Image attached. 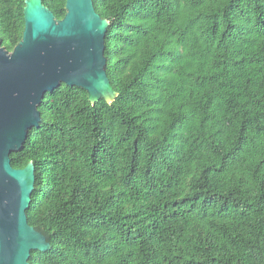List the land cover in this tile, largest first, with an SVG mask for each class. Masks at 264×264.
Listing matches in <instances>:
<instances>
[{
	"label": "trees",
	"instance_id": "1",
	"mask_svg": "<svg viewBox=\"0 0 264 264\" xmlns=\"http://www.w3.org/2000/svg\"><path fill=\"white\" fill-rule=\"evenodd\" d=\"M67 0H43L57 19ZM25 0H0V41ZM117 97L46 92L15 168L35 166L31 264H264V0H94Z\"/></svg>",
	"mask_w": 264,
	"mask_h": 264
},
{
	"label": "water",
	"instance_id": "2",
	"mask_svg": "<svg viewBox=\"0 0 264 264\" xmlns=\"http://www.w3.org/2000/svg\"><path fill=\"white\" fill-rule=\"evenodd\" d=\"M25 3L22 40L11 52L0 41V264H31L33 251L51 249L28 221L35 166L11 163V153L22 150L41 123L38 106L46 92L65 83L84 88L92 102L117 97L106 70L109 21L94 0H67L62 19L43 0Z\"/></svg>",
	"mask_w": 264,
	"mask_h": 264
}]
</instances>
